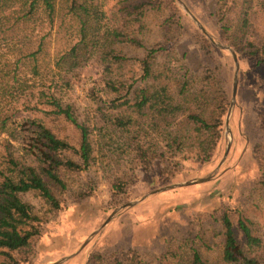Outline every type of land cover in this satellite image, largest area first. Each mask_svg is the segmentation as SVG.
<instances>
[{"label": "trees", "instance_id": "16d2710c", "mask_svg": "<svg viewBox=\"0 0 264 264\" xmlns=\"http://www.w3.org/2000/svg\"><path fill=\"white\" fill-rule=\"evenodd\" d=\"M100 2L0 0V134L7 136L0 142V264L29 263L40 226L67 198L68 175L109 157L118 167L102 170L109 200L117 205L135 170L156 165L163 182L178 171V158L205 162L221 143L228 97L217 67L201 63L193 73L179 64L187 50L175 56L185 29L177 1L115 0L107 10ZM254 6L264 8V0H213L210 16L230 48L264 64V44L247 39ZM149 15L158 18L161 31L154 44L145 41ZM89 66L97 69L88 93L93 108L79 117L63 97ZM22 112L39 116L23 119L16 130ZM258 128L264 132V114ZM257 184L264 190V169ZM92 194L88 188L73 197L78 202ZM213 212L222 236L221 264H264V232L256 234L228 201ZM139 262L130 248L86 260ZM180 264L210 263L192 248Z\"/></svg>", "mask_w": 264, "mask_h": 264}, {"label": "rangeland", "instance_id": "374dc122", "mask_svg": "<svg viewBox=\"0 0 264 264\" xmlns=\"http://www.w3.org/2000/svg\"><path fill=\"white\" fill-rule=\"evenodd\" d=\"M176 1L185 29L181 42L175 45V56L179 57L186 49L187 56L179 60V64H186L193 73L199 71L201 63L218 68L229 101L228 131L223 124L221 143L209 160L178 158V171L166 181L158 180L156 165L147 170H135L117 205L109 200L105 170H102L106 164L111 170L118 167L109 162V157L101 158L85 173L68 175L67 198L40 226L28 264H86L91 254L106 255L128 248L140 254L138 264H180L192 248L210 264H221L222 236L213 210L227 201L240 209L256 234L264 232V190L257 184L260 171L264 169V132L258 128L260 116L264 114V64L247 51L235 52L222 39L215 17L210 16L213 0ZM113 2L115 0H103V9L107 10ZM145 22L146 43L160 41L158 18L149 15ZM42 23L46 26V22ZM39 26L40 23H34V27ZM195 27L209 42L201 41ZM247 39L256 47L264 44V8L254 6L250 11ZM47 48L49 52L54 48L53 34ZM230 52L234 53L237 65L233 101L235 65ZM96 75L97 69L89 66L63 97L79 117L83 114L87 117L93 108L88 93ZM38 116V113L22 112L13 125L19 130L17 126L23 119ZM3 139L7 136L0 134V142ZM8 140L18 148L16 142ZM227 144L228 151L223 158ZM184 182L188 183L181 185ZM167 186L171 188L160 191ZM88 188L93 194L76 202L74 194ZM28 200L36 204L35 199ZM132 201L136 202L112 214L115 208Z\"/></svg>", "mask_w": 264, "mask_h": 264}, {"label": "water", "instance_id": "95a60500", "mask_svg": "<svg viewBox=\"0 0 264 264\" xmlns=\"http://www.w3.org/2000/svg\"><path fill=\"white\" fill-rule=\"evenodd\" d=\"M185 12L191 17V19L194 21V23L204 32V29L200 26V24L198 23V21L185 9ZM230 55H231V57H232V61H233V63H234V65H235V73H234V76H233V79H232V81H233V85H232V101H233V98H234V93H235V89H236V81H235V79H236V71H237V65H236V58H235V55H234V53L233 52H230ZM228 115H229V112L227 113V115H226V117H225V119H224V126H225V130L226 131H228L227 130V122H228ZM228 147H229V144H227V147H226V149H225V152H223V158L225 157V153H227V151H228ZM188 182H184L183 184H181V185H184V184H187ZM181 185H175V186H181ZM169 188H171V187H169V186H167V187H163L162 189H160V191H162V190H166V189H169ZM136 201H132V202H126V203H124V204H122V205H120L119 207H117V208H115L113 211H111L112 212V214L117 210V209H120V208H122V207H124V206H126L127 204H129V203H135ZM85 244V243H84ZM83 244V245H84ZM82 245V246H83ZM82 246H81V248H82ZM55 263H57V262H53V263H51V264H55Z\"/></svg>", "mask_w": 264, "mask_h": 264}]
</instances>
